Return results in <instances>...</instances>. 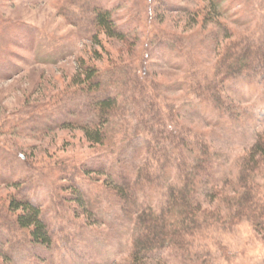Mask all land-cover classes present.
Here are the masks:
<instances>
[{
    "label": "rangeland",
    "instance_id": "rangeland-1",
    "mask_svg": "<svg viewBox=\"0 0 264 264\" xmlns=\"http://www.w3.org/2000/svg\"><path fill=\"white\" fill-rule=\"evenodd\" d=\"M99 2L123 26V40L109 38L93 26L92 11ZM97 3L0 0V221L13 220L11 213L1 212H7L4 197L26 190L31 192L27 197L42 205L55 238L51 246L25 248L16 264L131 263L139 234L138 211L160 212L170 187L182 185L191 174L190 168L180 165L190 157L189 145H206L211 154L212 168L203 159L202 170L208 169V175L205 185L197 189L203 210L222 209L243 157L264 132V58L260 57L264 55V0ZM95 35L102 46L94 42ZM234 44L238 59L229 61L240 62L245 73L217 87L216 80L224 74L216 67L222 66L224 53ZM249 45L250 57L244 61ZM95 50L102 54L99 61H93ZM83 59L100 69L112 64L125 69L135 66L139 83L146 85L145 101L153 105H144L147 110L142 111V101L131 89L122 129L132 135L136 111L155 129L141 132L148 144L129 167L120 166L116 151L88 142L82 129L66 127L79 118L85 104L78 88L71 85ZM249 61L254 62L249 65ZM109 90L119 99L126 93ZM215 95L226 110L215 106ZM181 135L190 137L185 141L188 145L175 146L174 153H168L166 144ZM114 161L118 166H113ZM99 165L130 176L131 185L142 189L137 205L129 206L131 199L124 206L109 191L110 175ZM263 177L264 171L255 178L261 198ZM76 183L91 203L92 216L78 209ZM217 187L221 192L212 195ZM10 226L5 231L9 237L14 232L25 238ZM263 234L247 220L232 226L211 222L190 238L189 252H152L146 264H264ZM3 255L0 262L13 264Z\"/></svg>",
    "mask_w": 264,
    "mask_h": 264
},
{
    "label": "trees",
    "instance_id": "trees-1",
    "mask_svg": "<svg viewBox=\"0 0 264 264\" xmlns=\"http://www.w3.org/2000/svg\"><path fill=\"white\" fill-rule=\"evenodd\" d=\"M92 1L98 2V0ZM92 12V24L95 28L105 32L109 38L124 39L125 30L123 26L118 25L114 21L110 8L100 3V5H95ZM94 42L102 46L98 35L94 36ZM235 45L237 44L231 45V48L224 53L226 55L222 58V66L219 64L216 67L218 68V73L222 72L224 74L220 79L216 80L215 85L217 87H222L229 78H236L245 73L242 71L243 65L238 66L240 62H236V65H234V63H230L229 61L234 60L233 58L238 59V55L232 51L236 47ZM249 46L246 49L248 50L247 53L252 45ZM248 57H250L249 53L246 54L245 52L242 55L244 61H247ZM260 57L264 58V55L260 54ZM101 59L102 54L98 50H95L93 61ZM253 62L249 61L247 63L251 65ZM110 66L107 69H100L96 66L95 62L84 59L79 63L78 70L72 77L71 85L78 88V91L82 95L79 99L84 101L85 104L81 108L82 111H80L79 118L74 119L71 125H67L66 127L72 129L80 128L91 144L100 145L104 150L116 151L118 153L116 160L121 161L122 165L120 166L126 168L138 160L137 157L141 153V149H144L148 144L146 137L141 132H144L146 129L150 131L151 129H155L153 125H150L151 123H147L145 115H142L140 111H136L137 115L134 113L136 125L131 132L132 135L130 136L123 131L122 122L124 118H127L124 109H129L126 106L130 104L129 97L132 96V90L136 94V99L139 101L140 97V101H142L140 103L142 111L144 109L147 110L146 108L143 109L144 105L148 104L152 106L153 103L152 101L149 102V100L145 101L148 98V93L146 92L145 83H139L138 81L137 73H139V69L137 67L132 66L130 69H125L118 64ZM220 66L222 69H219ZM219 70L221 71L219 72ZM110 88H113L115 92L126 93L122 95V99H119V94L110 92ZM213 98V103L216 107L226 110L222 102L223 100L219 95H215ZM121 104H123V108L120 111L121 118L117 121L115 117L119 114L117 113V109L120 110ZM123 132L125 135L118 138L120 133ZM189 138L188 135L185 137L181 135L177 136V140H169V143L166 144V150L168 153H174L176 150L175 146L180 147L181 144L183 146ZM110 145H113V147L108 148ZM189 146H192L187 150H190V157L188 159L184 157V161L181 160L182 163H180L186 169H191V174L184 180V183L180 186L173 185L170 187L168 200L160 212H155L151 208L138 211L139 234L134 240L132 262L129 264H146L149 254L164 249L176 252H189L190 247H192L190 238L200 233L202 229L207 228L208 225L210 226L211 222L213 224L220 223L232 226L242 220H247L258 231L264 230V197L261 198L259 196L255 181L256 176H259L264 171V166L260 165L264 163V132L257 135L254 144L243 157L237 182L232 184L234 185L232 193L224 196L222 209L203 210L202 201H199L197 198L199 194L197 189L202 186V183L205 185L206 181L204 178L208 175L206 171L208 169L202 170V165H205L203 159L207 160L208 168H212V165H210L211 154L206 145L205 148H197L193 145ZM131 150H134V152L131 153ZM136 150L137 152H135ZM128 154H132V156L129 159H125V156ZM113 163V166H118L116 161ZM105 167L99 165L97 168L106 169ZM261 169L263 170L261 171ZM106 172L110 175L108 188L111 190L109 191L118 196L124 206L132 200V204L129 206L137 205V196L140 191L142 192V189L137 184L131 185L132 180L129 179L130 176H127L125 173L121 174L116 170L106 169ZM121 182L125 183L122 184ZM218 188L214 190L216 192L212 193V195L221 192ZM75 191V202L78 205V209L88 210V214L92 216L94 212L91 203L77 183ZM30 193L26 190L16 191L4 197V201L7 204L5 209L7 212H1L3 214L11 213L10 216H13V220L6 218L0 221V254H5L3 255L5 259L7 258L13 264H16L15 262L18 261L17 257H19L17 255H22L25 248L28 249L29 247L32 249L43 245L51 246L55 242L54 233L45 217L46 213L42 205L34 199L27 197ZM88 203L90 207H88ZM127 211L129 209H126ZM8 225L16 226L20 233L26 235L25 238L15 236L17 234L14 232L12 237H9L5 232L9 228ZM12 239L16 240L12 241ZM7 240L10 242L8 243ZM6 248L9 250L5 251ZM221 250L224 254L225 248L222 247ZM192 257L196 263L195 255H192ZM0 264H6L5 260H2Z\"/></svg>",
    "mask_w": 264,
    "mask_h": 264
}]
</instances>
